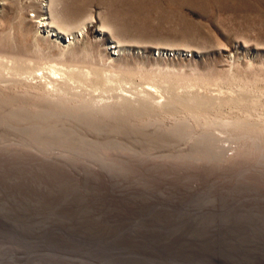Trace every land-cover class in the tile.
I'll use <instances>...</instances> for the list:
<instances>
[{"label": "rangeland", "instance_id": "rangeland-1", "mask_svg": "<svg viewBox=\"0 0 264 264\" xmlns=\"http://www.w3.org/2000/svg\"><path fill=\"white\" fill-rule=\"evenodd\" d=\"M0 72V264H264V0H0Z\"/></svg>", "mask_w": 264, "mask_h": 264}, {"label": "bare ground", "instance_id": "bare-ground-1", "mask_svg": "<svg viewBox=\"0 0 264 264\" xmlns=\"http://www.w3.org/2000/svg\"><path fill=\"white\" fill-rule=\"evenodd\" d=\"M3 61H5V58H4V60ZM20 61V60H19ZM12 62V61H11ZM18 61H16V63H17ZM27 62V61H26ZM4 63V62H3ZM19 63V62H18ZM2 64V63H1ZM21 64H23V63H21ZM3 65V64H2ZM6 65L7 64H5V67H6ZM9 65V64H8ZM10 65H12V64H10ZM17 65V64H16ZM18 65H20V64H18ZM37 65V64H36ZM42 65V64H41ZM40 65V66H41ZM4 66V65H3ZM21 66V65H20ZM20 66H19V68H20ZM28 66V65H27ZM40 66H34V67H40ZM59 66V65H58ZM16 67V66H15ZM32 66H30L29 65V70H31V69H33V68H31ZM9 68V67H8ZM12 68H13V66H12ZM18 68V69H19ZM22 68V67H21ZM24 68V67H23ZM26 68H28V67H26ZM41 68V67H40ZM53 67H51V69H48V71H47V69H45V67H44V70H46L47 71V73L44 71V73H46V74H43L42 72H39V69H38V71L37 72H39L40 74H38V76L37 75H35V74H33L34 72H31V71H29V72H21L20 70V73H22V76H24L25 74H27L26 75V77H31V80H36L37 82H38V88L40 87L41 89H44V90H46L47 92H48V89L50 90V91H53L54 93L56 92H58V91H63L65 88H66V86L65 85H67L66 83H67V81H69V79L71 78L70 76H72V75H69L67 72V74H68V76L66 75V76H64V74H62V73H59V71L57 70V71H55V70H53L52 69ZM11 69V68H10ZM9 69V70H10ZM66 69V68H65ZM8 70V71H9ZM28 70V69H27ZM69 70V69H68ZM7 71V72H8ZM3 72H5L4 70H3ZM10 72V71H9ZM8 72V74L10 75V74H12V72L11 73H9ZM60 72H61V70H60ZM95 72V71H94ZM1 73V72H0ZM19 73V72H18ZM36 73V72H35ZM63 73H65V72H63ZM113 73V72H112ZM81 74H83V73H80V75ZM107 74V73H106ZM116 74H117V72H116ZM1 75H3V74H1ZM1 75H0V81H1ZM5 75V74H4ZM17 75V74H16ZM19 75V74H18ZM74 75V74H73ZM83 75H85V74H83ZM94 75V74H93ZM96 76H97V74H95ZM104 75V74H103ZM78 76V75H77ZM77 76H74L73 77V79L75 80L76 79V77ZM86 76V75H85ZM85 76L83 77V78H85ZM88 76V75H87ZM86 76V77H87ZM90 76V75H89ZM98 76H101V75H99L98 74ZM108 76V75H107ZM11 77V76H10ZM18 77V76H17ZM16 77V78H17ZM103 77V76H102ZM109 78H110V76H108ZM2 78H3V76H2ZM13 78V77H12ZM20 78H23V77H21V75H20ZM24 78H25V76H24ZM79 78H80V76H79ZM106 78V77H105ZM117 78V77H116ZM115 78V79H116ZM125 78V77H124ZM5 79H6V77H5ZM5 79H2V81L3 80H5ZM14 79V78H13ZM28 79V78H27ZM30 79V78H29ZM72 79V80H73ZM81 79V78H80ZM88 79V78H87ZM90 79V78H89ZM94 79V78H93ZM97 79V78H96ZM96 79H94V80H96ZM107 79V78H106ZM122 79V78H121ZM121 79H120V81H121ZM126 79H128V77L126 78ZM11 80V79H10ZM18 80H21V79H18ZM22 80H24V79H22ZM72 80H71V84H72ZM94 80H92L93 82H94ZM105 80V79H104ZM113 80V79H112ZM119 80V79H118ZM129 80V79H128ZM128 80L127 81H125V83L126 82H128ZM6 82H7V80H5ZM4 81V82H5ZM26 81H28V80H26ZM80 81V80H79ZM85 81V80H84ZM87 81V80H86ZM85 81V82H86ZM109 81V80H108ZM114 81H116V80H114ZM120 81L119 82H116L117 83V85H118V87H117V89L119 90L118 92H121V94L122 93H124V94H126V95H128V96H124V95H120L119 93H116V89L114 88L116 85H114V87H113V85H111V84H109L110 86H112L114 89H115V94H118V95H113V96H110V94H111V92H110V90H112L113 91V88H108L109 90V92H110V94L108 95V96H110V97H108L109 99H111V100H113V104L111 103V107L112 106H116L117 108L116 109H119L120 110V112L122 111V112H124V114H125V112H127L128 114L130 113L131 114V112H135V111H137V110H142V112H143V109H141L140 107H137V105L135 106V104L136 103H139V101L141 100L142 102H144V103H148V104H152V105H154L153 104V102L156 100H159V99H162V101L163 102H160L159 103V101H158V103H157V105H159V106H161V107H167V106H169V107H167V109L169 108L170 109V106H171V102H172V104L174 103V102H177V105H178V103H180L181 105H182V103L183 104H187V105H190V106H193L192 108L193 109H195V108H198L199 110H205L206 111V109H208V108H210V109H212V108H214V107H212V105L213 104H217V105H219V104H221V103H225V102H234V103H236L238 100H240L241 99V101L242 100H244V99H242V98H240L239 99V97L241 96L240 95V93L239 94H234L233 92H224V91H221V90H224V89H222L221 88V90H216V95L215 96H213V97H211V96H209L208 94L206 95V94H202V92L199 94L197 91H188V92H185L184 94H179L178 96H172V97H170V94H168L167 93V89L164 91V90H160V88L158 89L157 87H154L153 85H151V86H153V87H150L149 89H150V91H148V90H144V89H142V86H140L141 87V89H136V88H134V87H130V88H128V90L126 89H123L121 86L119 87V84H120ZM12 82H17V80H15V81H12ZM29 82V81H28ZM27 82V83H28ZM70 82V81H69ZM68 82V83H69ZM74 82V81H73ZM81 82H83V79H82V81ZM88 82V81H87ZM90 82H91V80L88 82L89 83V85H90ZM96 82H97V80H96ZM103 82V81H102ZM107 82V81H106ZM130 82V81H129ZM131 82H132V80H131ZM130 82V83H131ZM1 83V82H0ZM109 82H107V84H108ZM115 83V82H114ZM119 83V84H118ZM25 84V83H24ZM32 84V83H31ZM74 84V83H73ZM72 84V85H73ZM78 84H80V82H78ZM77 84V85H78ZM92 84H94V83H92ZM97 84V83H96ZM100 84H102V83H100ZM107 84H105V85H107ZM137 84V83H136ZM139 84V83H138ZM5 85V84H4ZM34 85V84H33ZM69 85V84H68ZM80 85H82L83 86V84H80ZM86 85H87V83H86ZM85 85V86H86ZM95 85V84H94ZM102 85H104V82H103V84ZM101 85V86H102ZM121 85H122V83H121ZM126 85H127V83H126ZM134 85H135V83H134ZM144 85H146V84H144ZM165 85V84H164ZM11 86V85H10ZM23 86V85H22ZM31 86V85H30ZM36 86V85H35ZM70 86V89H71V85H69ZM84 86V87H85ZM92 86V85H91ZM90 86V87H91ZM96 86V85H95ZM101 86H100V89H101ZM108 86V85H107ZM137 86V85H136ZM147 86H150V85H147ZM193 86H195V85H193ZM192 86V87H193ZM200 86V85H199ZM199 86L197 87V88H199ZM203 86V85H202ZM206 86V85H205ZM221 86V85H220ZM31 87H33V86H31ZM75 87H76V85H75ZM82 88V89H85V88ZM97 87H98V85H97ZM125 87V86H124ZM160 87V86H159ZM167 87V86H166ZM178 87V86H177ZM191 87V86H190ZM223 87V86H222ZM30 88V87H29ZM36 88V87H35ZM67 88H69V87H67ZM74 88V87H73ZM81 88V87H80ZM93 88V87H92ZM99 88V87H98ZM102 88H104V89H102V90H105V87H103L102 86ZM164 88V87H163ZM196 88V87H195ZM213 88V87H212ZM4 89V88H3ZM87 89H88V87H87ZM86 89V90H87ZM107 89V88H106ZM152 89V90H151ZM183 89V88H182ZM188 89H189V87H188ZM208 89V88H207ZM210 89V88H209ZM69 90V89H68ZM72 90H74V89H72ZM94 90V89H93ZM102 90H100V92H102ZM176 90V89H175ZM179 90V89H178ZM187 90V89H186ZM191 90V89H190ZM196 90V89H195ZM64 91H67V90H64ZM76 91V90H75ZM94 91H96V90H94ZM184 91H185V89H184ZM199 92H200V90H198ZM209 91V90H208ZM211 91V90H210ZM73 92V91H72ZM80 92H81V89H80ZM89 92V91H88ZM91 92H93V91H91ZM98 92V91H97ZM103 92H105V91H103ZM103 92H102V94H103ZM176 92V91H175ZM178 92V91H177ZM204 92H206L205 90H204ZM235 92V91H234ZM45 93V92H44ZM59 93H61V92H59ZM63 93V92H62ZM85 93H87V91H85ZM84 93V94H85ZM94 93V92H93ZM114 93V92H113ZM173 93V92H172ZM207 93V92H206ZM211 93V92H210ZM250 93V92H249ZM67 94H68V92H67ZM84 94H83V96H84ZM213 94V93H212ZM211 94V95H212ZM242 94H243V91H242ZM255 94V93H254ZM57 95H59V94H57ZM62 95H64V94H62ZM70 95V94H69ZM86 95V94H85ZM88 95V94H87ZM87 95H86V97H87ZM92 95V94H91ZM105 95V94H104ZM107 95V94H106ZM112 95V94H111ZM173 95V94H172ZM176 95V94H175ZM60 96V95H59ZM68 96V95H67ZM103 96V95H102ZM94 97V96H93ZM93 97L91 98V100L93 99ZM98 97H101L100 96V94H98ZM104 97V96H103ZM107 97V96H106ZM247 97H249L248 96V94H247ZM260 97V96H259ZM45 98V97H44ZM48 98V97H47ZM52 98V97H51ZM66 98V97H65ZM72 98V97H71ZM89 98H90V96H89ZM102 98V97H101ZM108 98H106V99H108ZM258 98V97H257ZM96 99V98H95ZM95 99H93V100H95ZM100 99V98H99ZM104 99V98H103ZM249 100H250V98H248ZM252 99H255L254 97L252 98ZM259 99V98H258ZM68 100H69V98H68ZM79 100V99H78ZM98 100V99H97ZM96 100V101H97ZM105 100V99H104ZM42 101H43V99H42ZM95 101V102H96ZM110 100H108V101H106V102H109ZM140 101V102H141ZM253 101V100H252ZM260 101V100H259ZM102 102V101H101ZM101 102H99V103H101ZM246 102V101H245ZM255 102H256V100H255ZM257 102H258V100H257ZM98 103V102H97ZM103 103H105V101L103 102ZM109 103V104H110ZM144 103L143 104H141L140 103V105H143L144 106ZM240 103V102H239ZM243 103H244V101H243ZM249 103L251 104V106H253L254 104L253 103H251L250 101H249ZM249 103H246V104H248L249 105ZM95 103H93V105H94ZM134 104V105H133ZM175 105H176V103H174ZM173 104V105H174ZM233 104V103H232ZM253 104V105H252ZM257 104V103H256ZM255 104V105H256ZM104 104H102V106H103ZM226 105H228V103L226 104ZM74 106V105H73ZM101 106V105H100ZM102 106H101V108L100 109H103L102 108ZM110 106V105H109ZM114 106V107H115ZM148 106V105H147ZM154 106H156V105H154ZM183 106H186V105H183ZM236 106V105H235ZM239 106V105H238ZM237 106V107H238ZM244 106V105H243ZM81 107V106H80ZM97 107H98V105H97ZM105 107H108V105L106 106L105 105ZM142 107V106H141ZM149 107V106H148ZM153 107V106H152ZM157 107V106H156ZM173 107V106H172ZM171 107V109H174V108H172ZM175 107V106H174ZM178 107V106H177ZM176 107V108H177ZM195 107V108H194ZM212 107V108H211ZM218 107V106H217ZM240 107V106H239ZM78 108V107H77ZM82 108V107H81ZM159 108V107H158ZM164 108V109H165ZM187 108V107H186ZM189 108V107H188ZM191 108V107H190ZM235 108V107H234ZM243 108V107H242ZM100 109H98V111L100 110ZM154 109H156L157 110V108H155L154 107ZM162 109V108H161ZM166 109V111H168ZM179 109V108H178ZM83 110H85V109H83ZM88 110V109H87ZM144 110L146 111V108H144ZM152 110V109H151ZM175 110V109H174ZM192 110V109H191ZM220 110V109H219ZM91 111V110H90ZM102 111V110H101ZM149 111V110H148ZM153 111V110H152ZM155 111V110H154ZM165 111V110H164ZM171 111V110H170ZM173 111V110H172ZM198 111V110H197ZM107 112H110V113H107ZM112 111H108V109H104V111H102V114H104V116L106 117V118H108L109 117V119H113L114 117L112 116L113 114L111 113ZM159 112V111H158ZM162 112V111H161ZM204 112V111H203ZM238 112V111H237ZM249 112V111H248ZM126 113V114H127ZM147 113V112H146ZM208 113V112H207ZM227 113V112H226ZM129 114V115H130ZM147 114H149V112L147 113ZM225 114V113H224ZM132 115V114H131ZM223 115V114H222ZM221 115V116H222ZM214 116V115H213ZM132 117V116H131ZM194 117V116H193ZM199 117V116H198ZM201 117V116H200ZM203 117H205V116H203ZM211 117V116H210ZM224 117V116H223ZM115 119V118H114ZM218 119V118H217ZM241 119V118H240ZM224 120V119H223ZM233 120V119H232ZM232 120H230V122H232ZM121 121V120H120ZM217 121V120H216ZM233 121H235V120H233ZM214 122V121H213ZM229 122V123H230ZM236 122V121H235ZM220 123V122H219ZM250 124V123H249Z\"/></svg>", "mask_w": 264, "mask_h": 264}]
</instances>
